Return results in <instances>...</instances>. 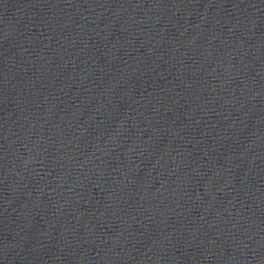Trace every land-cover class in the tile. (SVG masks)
Segmentation results:
<instances>
[{
  "label": "water",
  "instance_id": "obj_1",
  "mask_svg": "<svg viewBox=\"0 0 264 264\" xmlns=\"http://www.w3.org/2000/svg\"><path fill=\"white\" fill-rule=\"evenodd\" d=\"M0 264H264V0H0Z\"/></svg>",
  "mask_w": 264,
  "mask_h": 264
}]
</instances>
